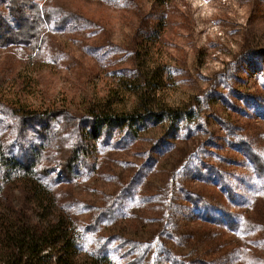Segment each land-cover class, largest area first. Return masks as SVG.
Returning <instances> with one entry per match:
<instances>
[{"label": "rangeland", "instance_id": "374dc122", "mask_svg": "<svg viewBox=\"0 0 264 264\" xmlns=\"http://www.w3.org/2000/svg\"><path fill=\"white\" fill-rule=\"evenodd\" d=\"M11 2L0 214L45 217L14 158L71 219L79 260L264 264V0ZM111 114L133 122L82 135Z\"/></svg>", "mask_w": 264, "mask_h": 264}, {"label": "trees", "instance_id": "16d2710c", "mask_svg": "<svg viewBox=\"0 0 264 264\" xmlns=\"http://www.w3.org/2000/svg\"><path fill=\"white\" fill-rule=\"evenodd\" d=\"M16 1L10 0L11 4L15 6V11L20 12L23 5ZM138 117L140 118V116ZM132 122L133 118L126 115L95 116L93 127L96 130L82 135L97 139L98 133H100L97 132V129L102 131L111 127L116 129L125 125L130 127ZM0 161L5 163L4 159ZM8 161L13 165L14 174L17 172L20 176L22 173V178L33 175L32 182L35 183L33 185L35 190L32 191L30 188L29 192L34 195L32 199L37 206L42 205L45 208L43 211L45 217L42 221L24 222L15 212L11 215L6 214V216L0 214V264H114L113 259L106 253H95L94 256L85 260L77 259V242L80 240V236L75 234L73 223L69 217L54 216V196L36 179L34 180L35 165L30 163L24 168L14 158ZM7 164L9 165V162ZM38 191H42L43 198H38Z\"/></svg>", "mask_w": 264, "mask_h": 264}]
</instances>
